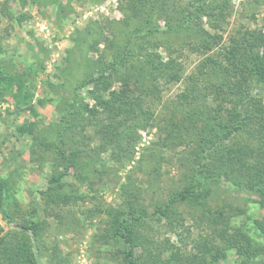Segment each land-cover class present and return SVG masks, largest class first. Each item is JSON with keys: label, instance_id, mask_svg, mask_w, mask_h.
I'll list each match as a JSON object with an SVG mask.
<instances>
[{"label": "rangeland", "instance_id": "1", "mask_svg": "<svg viewBox=\"0 0 264 264\" xmlns=\"http://www.w3.org/2000/svg\"><path fill=\"white\" fill-rule=\"evenodd\" d=\"M124 3L125 0H0V76H21L27 82L30 79L23 91L33 97L32 104L38 113L33 115L26 105L18 108L17 86L9 87L7 82L0 86V182L4 184V208H0V215L5 222L0 225L8 232L15 228V223L30 219L35 210L37 219L45 226L41 264L56 263V254L66 264H126L124 243L102 239L109 221L105 211L128 208L125 187L138 196L139 201L134 199L136 206L145 205L150 216L158 204L164 205L170 194L181 188L185 166L189 165L187 158H192L190 147L169 145L166 134L159 131L154 121L153 127L135 130L110 146L107 136L95 133L94 127L81 132L86 126V115L73 122L76 131L68 139L85 152L84 160L92 164L83 177L70 169L59 184L53 185L55 194L48 193L51 179L65 174V168L53 149L44 144L58 141L57 130L67 114L66 105L91 58L102 59L108 54L109 44L119 37ZM229 3L226 29L220 32L223 46L241 30L254 31L264 26V0ZM202 22L210 30L204 17ZM183 52L187 77L195 71L201 56L189 50ZM159 53L166 59L164 49ZM184 87V81L170 86L161 81L159 98L148 95L142 108L147 114L165 118L168 103ZM120 90L119 83L107 91L86 86L81 90L77 109L95 110L102 120L107 119L108 111L100 103L110 102L111 92ZM253 93L264 101V90L254 88ZM39 100L43 103L39 104ZM95 111L88 116L94 117ZM164 124L165 121H158L161 128ZM23 125H28L33 133L21 135L18 129ZM105 125L103 128H107ZM209 187L211 206L229 204L245 210L231 225L242 227L256 241L264 243L254 229V221L264 218V208L257 203L259 197L224 180L210 183ZM178 211L181 215L176 218L185 222L177 230L179 235L167 221L162 222L161 228L155 226L156 217H152L154 232L148 236H155L144 241V250H150L149 243L154 238L157 244L179 248L183 253L194 252V242L209 229L200 220L201 215L187 206H179ZM239 261L236 251L230 250L220 264Z\"/></svg>", "mask_w": 264, "mask_h": 264}, {"label": "trees", "instance_id": "2", "mask_svg": "<svg viewBox=\"0 0 264 264\" xmlns=\"http://www.w3.org/2000/svg\"><path fill=\"white\" fill-rule=\"evenodd\" d=\"M229 5V0H125L119 37L109 44L108 54L102 59L91 58L66 105L67 114L57 130L58 141L44 144L53 149L65 168V174L51 179L48 193L52 195L53 185L59 184L70 169L83 177L92 164L84 160L85 152L68 139L76 131L73 122L86 115L81 132L94 127L95 133L107 136L110 146L135 130L153 127L154 121L166 134L169 145L191 148L192 158H187L189 165L185 166L181 188L173 191L164 205L158 204L153 214L148 216L149 210L143 204L136 206L134 199L139 201L138 196L125 187L128 208L105 211L109 221L102 239L124 243L126 264H220L230 250L240 257L239 264H264V243L242 227L231 225L245 210L229 204L213 208L210 204V183L224 180L257 195V203L264 208V101L253 93L254 88L264 90V26L241 30L223 46L220 32L226 29ZM203 17L210 30L204 27ZM160 49H164L166 59ZM183 50L201 56L195 71L187 77ZM161 81L168 86L185 83L175 100L168 103L165 118L147 114L142 108L148 95L159 98ZM5 82L9 87H18V108L26 105L37 116L33 97L23 91L30 79L27 82L21 76H0V86ZM115 83L121 85V90L111 92L110 102L100 103L108 111L107 119L102 120L95 110L78 111L84 87L93 85L94 91H107ZM91 111H95L94 117L88 116ZM158 121H165L163 128ZM18 131L21 135L33 133L28 125ZM3 189L0 182V208H4ZM183 205L200 214L209 229L194 242V252L183 253L179 248L157 244L154 238L150 250H144V241L155 236H148L154 232L152 221L159 228L163 221L174 231L183 228L184 220L176 218ZM32 213L30 219L15 223V228L3 236L0 225V264H41L44 260V222L37 219L35 210ZM254 229L264 240V218L254 221ZM56 256L57 262L49 264H66Z\"/></svg>", "mask_w": 264, "mask_h": 264}, {"label": "water", "instance_id": "3", "mask_svg": "<svg viewBox=\"0 0 264 264\" xmlns=\"http://www.w3.org/2000/svg\"><path fill=\"white\" fill-rule=\"evenodd\" d=\"M0 222L5 223L4 220L2 219V215H0ZM8 228L5 229L4 233L7 231ZM4 233L2 234V236L4 235Z\"/></svg>", "mask_w": 264, "mask_h": 264}]
</instances>
